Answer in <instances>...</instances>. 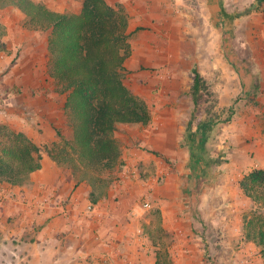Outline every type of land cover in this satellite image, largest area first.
Masks as SVG:
<instances>
[{
  "label": "crops",
  "instance_id": "obj_1",
  "mask_svg": "<svg viewBox=\"0 0 264 264\" xmlns=\"http://www.w3.org/2000/svg\"><path fill=\"white\" fill-rule=\"evenodd\" d=\"M106 1L121 9L128 19L131 55L125 65L129 70L160 65L163 60L168 62L173 52L183 67L203 66L204 54L212 49L208 65H225L223 57L231 48L233 33L239 34L241 49L261 50L255 61V81L243 74L241 77L246 96L255 91L260 103L256 108L247 106L249 111L240 121L246 138L253 139L250 146L256 153L255 165L264 169V0H257L263 4L260 10H249L245 0ZM231 1L242 9L235 12L228 8ZM13 12L24 17L14 5H4L0 0V25L3 27L0 31V85L5 83L8 87L6 97L0 90V98L10 104V112L14 111L9 115L7 110L0 109V121H8L13 130L24 132L44 150L41 149V168L32 171L26 182L0 181V252L9 264H106L112 258L115 264H127L123 258L134 256L129 250L136 232L129 208L131 197L127 196L125 202H115L114 190L107 196L100 195L93 182H79L71 169L63 168L48 154L46 148L58 140L57 128L64 122L65 98H58L59 93L50 90L52 78L46 71V49L42 51L33 43L27 48L19 45L17 27L10 21ZM236 25L241 27L236 29ZM218 50L223 57L215 53ZM245 65L249 66L247 62ZM197 70L202 74L201 69ZM196 128L197 121L190 129L187 124V130L195 133ZM151 130L152 126L145 129L140 140L141 146L153 147V153L147 154L134 147L131 155L128 152L122 156L130 164L121 172L122 176L137 177L133 164L138 163L149 172L146 180L135 179L131 185L119 184L115 190L123 187V191L137 194L152 188L155 195L160 193L166 197V191L182 185L180 191L186 201L189 200L190 190L199 185L194 175L200 174L205 179L203 183L214 177L212 174L204 176L199 166L198 156L203 149L195 146L193 134L190 170L186 173V183L178 186L174 174L168 178L170 171L163 163L168 161L166 144L153 136ZM159 146H165L164 153L159 151ZM195 168L196 174L193 173ZM163 176L166 180L159 184L157 179ZM144 200L149 201L148 197ZM182 211L181 208L178 214ZM193 218L199 219L196 210ZM128 261L133 263L131 259Z\"/></svg>",
  "mask_w": 264,
  "mask_h": 264
},
{
  "label": "rangeland",
  "instance_id": "obj_2",
  "mask_svg": "<svg viewBox=\"0 0 264 264\" xmlns=\"http://www.w3.org/2000/svg\"><path fill=\"white\" fill-rule=\"evenodd\" d=\"M1 1L4 5H13L11 0ZM34 1H41L49 9L67 14L80 12L83 2V0ZM246 1L249 10H260L263 5L257 0H245V3ZM228 8L235 12L242 9L239 4L232 1ZM10 21L17 27L16 35L21 48H27L33 43L47 52L48 29L32 25L25 15L20 18L15 12ZM237 27L241 26L236 25V29ZM2 29L0 25V31ZM238 39H241L239 34L233 33L230 37L231 48L225 51L224 57L220 50L215 52L219 57H223L225 65H208L209 55L214 49L204 54L203 66L192 64L183 67L176 60L175 52L170 56L172 60L168 62L163 60L164 63L160 65L141 66L135 71L129 70L125 65L130 71L124 77L125 84L147 105L150 120L144 125L127 123L118 125L115 138L120 149L121 163L114 169L100 174V180H93V184L102 196H107L114 190L115 202H125L127 196L131 197L129 208L131 207L136 232L131 238L133 243L130 244L132 249L129 250V254L134 256H125L126 259L122 257L127 264L130 259L133 261L132 264H263L261 247L247 238L244 227L245 215L256 206L240 188L242 178L253 169L260 168L255 165L256 153L250 146L253 139L246 138L242 128L244 125L240 120L249 111L247 106L252 105L256 108L257 103H260L256 97L257 92L246 96L245 83L241 77L243 74V77L248 76V79L254 78L255 81V61L261 50L241 49ZM189 62L191 64V60ZM245 62L249 66L245 65ZM194 67L201 69L208 82L211 91L209 104L213 105L212 109L216 111L218 117L210 140L198 156L203 175L209 177L212 174L214 177L198 187L193 186L187 201L180 191L182 185L166 191V197L160 193L155 195V189L152 188L137 194L125 192L122 190L123 187L115 190L119 184L131 185L135 179L146 180L149 172L138 163L133 164L137 169V177L132 175L123 177L121 172L130 164L122 156L128 152L131 155L134 147L147 154L155 151L153 147L141 146L140 140L145 129L151 126L153 136H157V139L166 144V147L159 146L158 149L163 153L164 147L167 150L168 161L163 163L170 171L168 178H172L174 174L178 186L180 183H186V173L189 172L193 159L191 153L194 132L187 130V124L193 108L189 91L193 82ZM49 84L50 90L57 91L55 80L52 79ZM0 90L5 92L6 97L8 87L5 83L0 85ZM57 92L58 98H66V93ZM8 105L10 106L0 98V109L7 110L10 115L14 111L10 112ZM62 118L64 122L60 123L57 130L65 141H72L73 125L65 115ZM12 130L8 121L7 123L0 121V142H3L0 143V150ZM57 139V144L50 148L63 145L58 135ZM41 149L44 150V147ZM60 165L68 169L67 166ZM165 180L163 176L157 179V182L164 184ZM147 197L150 206L145 207L144 199ZM181 208L183 211L178 214ZM195 210L199 219L193 218ZM1 252L0 264H9ZM109 262L115 264L113 258L108 259L106 264Z\"/></svg>",
  "mask_w": 264,
  "mask_h": 264
},
{
  "label": "trees",
  "instance_id": "obj_3",
  "mask_svg": "<svg viewBox=\"0 0 264 264\" xmlns=\"http://www.w3.org/2000/svg\"><path fill=\"white\" fill-rule=\"evenodd\" d=\"M11 2L32 25L49 30L47 73L57 91L66 93L63 110L73 125V139L65 141L57 130L63 145L46 150L57 163L71 169L79 182L100 180V174L120 162L115 138L118 125H144L150 120L147 105L124 81L130 72L125 62L131 55L126 15L106 0H83L80 12L74 14L51 10L41 1ZM192 73L188 129L197 121L195 146L204 149L218 117L209 104L208 82L195 67ZM41 159V148L24 132L12 130L0 150V181L23 184L32 171L41 168ZM194 177L199 185L205 181L198 173ZM240 188L256 206L245 215L244 227L247 238L261 247L264 264V169L250 171Z\"/></svg>",
  "mask_w": 264,
  "mask_h": 264
},
{
  "label": "built area",
  "instance_id": "obj_4",
  "mask_svg": "<svg viewBox=\"0 0 264 264\" xmlns=\"http://www.w3.org/2000/svg\"><path fill=\"white\" fill-rule=\"evenodd\" d=\"M144 206L145 207H148V206H150V203L148 202V201H144ZM106 261V260H105Z\"/></svg>",
  "mask_w": 264,
  "mask_h": 264
}]
</instances>
